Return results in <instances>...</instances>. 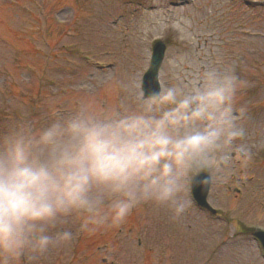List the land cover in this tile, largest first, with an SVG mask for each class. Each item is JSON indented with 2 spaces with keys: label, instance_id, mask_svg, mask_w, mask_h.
<instances>
[{
  "label": "rangeland",
  "instance_id": "rangeland-1",
  "mask_svg": "<svg viewBox=\"0 0 264 264\" xmlns=\"http://www.w3.org/2000/svg\"><path fill=\"white\" fill-rule=\"evenodd\" d=\"M156 41L166 47L161 85L182 86L216 61L241 82L234 107L242 135L218 178L210 173L209 200L221 216L190 203L173 219L142 205L119 227L94 232L69 218L56 230L73 239L34 264H263L243 229L264 228L262 0H0V134L42 127L50 109L66 114L83 99L114 101L119 81L147 70Z\"/></svg>",
  "mask_w": 264,
  "mask_h": 264
},
{
  "label": "clouds",
  "instance_id": "clouds-1",
  "mask_svg": "<svg viewBox=\"0 0 264 264\" xmlns=\"http://www.w3.org/2000/svg\"><path fill=\"white\" fill-rule=\"evenodd\" d=\"M241 87L220 61L150 94L141 75L119 81L105 106L83 99L66 114L50 109L42 127L0 134V264H34L69 243L73 233L56 230L69 218L89 232L119 227L142 205L178 219L207 182L199 173L217 176L242 135Z\"/></svg>",
  "mask_w": 264,
  "mask_h": 264
},
{
  "label": "water",
  "instance_id": "water-1",
  "mask_svg": "<svg viewBox=\"0 0 264 264\" xmlns=\"http://www.w3.org/2000/svg\"><path fill=\"white\" fill-rule=\"evenodd\" d=\"M163 50H164V47L161 43H157L154 47L152 61H151V67H150V70L148 73V75L151 78L154 77L156 69H157V67H158V65L162 59ZM150 93H153V91L149 90L148 94H150ZM194 192H195L197 200L199 201V203L202 204V199L204 196L203 192H200L199 190H195ZM255 236L258 237L264 245V234H256Z\"/></svg>",
  "mask_w": 264,
  "mask_h": 264
}]
</instances>
